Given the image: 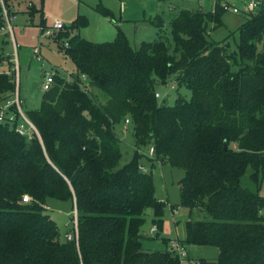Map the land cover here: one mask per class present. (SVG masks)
<instances>
[{
	"label": "trees",
	"instance_id": "obj_1",
	"mask_svg": "<svg viewBox=\"0 0 264 264\" xmlns=\"http://www.w3.org/2000/svg\"><path fill=\"white\" fill-rule=\"evenodd\" d=\"M15 2L6 0L10 9ZM94 10L115 20L102 3ZM32 12L46 28L43 8ZM224 14L219 4L216 15L181 10L171 41L137 49L119 27L114 41L96 43L79 34L86 17L64 25L58 46L73 62L75 80L56 76L40 108L23 111L40 138L16 132L17 104L7 110L17 120L0 122V264H181L170 249L143 246L160 237L168 205L156 197L152 173L140 169L150 147L151 168L160 162L184 171L180 206L190 219L181 245L217 248V260L202 264H264V6L240 26L230 53L226 41L209 38V24L223 26ZM1 18L0 9V30ZM149 22L162 31L160 16ZM7 38L0 39V108L18 92ZM82 77L89 92L80 87ZM167 85L189 90L191 99L160 103L156 94ZM126 120L134 152L121 166L118 129ZM248 171L251 188L243 186ZM51 201L69 206L73 223L76 212L77 241L62 238L48 214ZM195 210L207 217L193 221ZM149 211L155 235L142 232Z\"/></svg>",
	"mask_w": 264,
	"mask_h": 264
},
{
	"label": "rangeland",
	"instance_id": "obj_2",
	"mask_svg": "<svg viewBox=\"0 0 264 264\" xmlns=\"http://www.w3.org/2000/svg\"><path fill=\"white\" fill-rule=\"evenodd\" d=\"M122 2L127 6L129 13L133 14L141 21L145 15H154L155 12L159 13L163 21L161 32H158L154 26L146 24L144 27L142 26L143 29L141 32L142 35H145L143 37L144 39H142V37H133V35H130L131 45L133 48L137 49L140 47L142 40L147 42L158 39L171 41V23L181 10L193 12L200 11L206 14L216 15L217 0H168L163 2H157V0H48L45 2V0H43V3L42 0H18V2H15V5L10 9L9 15L14 36L5 28V23L4 27L0 30V35H8L7 39L9 40V44L6 45L4 49L8 54L10 53L9 55L15 53L13 39H15L16 42V54L14 55V58L16 56L18 59V68L21 67L17 72V98L19 99L20 107L24 112L38 110L40 108L45 93L43 90V74L45 72L54 70L56 76L64 78L65 81L73 82L75 80V66L59 48L58 44L60 43V40L57 38L58 35L56 34L55 37L48 38L41 37V29L39 25L42 20L38 13L32 12L33 9L47 6L48 22L50 24H53L57 19L62 20V22L66 24H71L70 22L76 18L77 14H86L88 15L86 17L89 19L90 25L88 28L80 31L81 36L92 42L95 40L94 42L96 43H103L108 39L94 36L98 33V23L93 18L97 17L98 19H101V17L96 14L94 8L99 3H102L104 7L110 8L115 14H117L119 19ZM30 3L34 5L30 6ZM249 17L250 16L244 17L225 13L222 17L224 23L223 26L214 28L213 24H209V28L211 29L210 40L216 43L226 41L225 44L229 53L237 50V43L239 42L238 29ZM46 40L54 42L57 46L55 44H49L50 48L45 47L48 45ZM42 41L45 45L40 44ZM56 41H58V43ZM17 44L19 46H17ZM1 47H3L2 40H0V48ZM36 47L41 48V56L55 67L49 66L43 60L41 61V56L34 54ZM40 61L41 63H39ZM57 70H60V72ZM80 87L84 91L89 92L88 81L84 80L83 77L81 78ZM158 92L160 94V98L158 99L159 102H165L170 106L175 104L178 96H183L187 100L191 99V92L185 88L176 89L173 88V86L167 85L166 87H160ZM94 93L97 94L101 101H107V98L101 93L96 92V90H94ZM129 127L130 124L125 123L124 130H122V128L118 129L119 138L122 141L121 147L123 153L122 161L120 163L121 166H124L131 160L134 152V139ZM147 152L148 150L143 153L146 158L150 160ZM147 159L142 160L141 167H144V171H141L152 173L154 177L156 197L160 201H168L169 205H167L163 232L160 237L152 240H144L143 246L145 249L151 251L169 250L173 243H179L181 245L180 242L185 240L186 222L190 219L189 210L180 206L179 181L184 177V171L171 168L168 164H161L160 162H156L154 167L151 168V163ZM248 176L249 171L243 179V186L251 188L252 184L249 181ZM261 194L264 196V178L262 180ZM59 205H63L62 207H64L65 210H61L58 207ZM171 205L174 206L171 207ZM48 210V214H50L56 221L61 236L64 238L66 233L72 231L74 228V225L70 223L69 217L66 215L68 212L72 219L73 213L70 211V207H66L64 203L59 204V202L51 201ZM149 214H151V211H149L148 215ZM206 217L207 214L205 212L195 210L192 213L191 219L197 221L203 220ZM150 219V215L147 216V222L142 228L143 233H145L146 229H152L153 226L149 221ZM156 233L157 230L151 234L155 235ZM163 239L171 240H169L170 242L167 245L163 243ZM184 247L190 251V254L181 258V264H202V260L213 263L218 258V249L214 247Z\"/></svg>",
	"mask_w": 264,
	"mask_h": 264
},
{
	"label": "built area",
	"instance_id": "obj_3",
	"mask_svg": "<svg viewBox=\"0 0 264 264\" xmlns=\"http://www.w3.org/2000/svg\"><path fill=\"white\" fill-rule=\"evenodd\" d=\"M219 4L221 9L225 13L233 14L236 16H244L248 17L251 16L252 14H255L258 10H260L264 6V0H217V3ZM30 6L33 4L30 3ZM0 9L2 13V20L5 23V28L9 30V33L14 36L13 34V28L11 26V20L9 18L10 15V8L7 6L6 0H0ZM9 13V14H8ZM41 37L48 38V37H55L56 34L61 30H64V24L61 21L56 20L52 26H47L46 28H41ZM13 44H14V55L16 54V42L15 39H13ZM18 46V45H17ZM66 48L68 47V43H65L64 45ZM34 54L37 56L40 55V50L36 48L34 50ZM42 58V57H41ZM40 59V58H39ZM15 63H16V70L18 72L19 68L17 66L18 59L15 56L14 58ZM43 58L41 59V61ZM55 77H56V72L54 70H51L49 72H45L43 74V90L44 92H47L52 89V87L55 84ZM86 80V79H85ZM157 98H160V94H156ZM17 104V107L19 109L20 113V119L19 122L16 126V132L20 135L23 136L29 140L33 139V137H38L40 138V134L35 127V125L27 118V116L24 114L23 110L20 107V101L17 98L12 100L6 105L2 106L0 108V122H5L8 121L10 123H14L17 120V115L15 113H9L7 114V110L13 105ZM126 124H130L129 120H126ZM148 157L150 159H153L155 152L154 148L150 147V149L147 152ZM142 171H144V167H140ZM23 203H29L31 201V198L26 195L23 197ZM74 232L66 235L67 240L73 241V240H78V223H77V214L76 212L74 213ZM156 230L153 228L152 232H155ZM171 251L175 252L180 258L186 257L189 253L188 250L184 247L181 246L179 243H173Z\"/></svg>",
	"mask_w": 264,
	"mask_h": 264
},
{
	"label": "crops",
	"instance_id": "obj_4",
	"mask_svg": "<svg viewBox=\"0 0 264 264\" xmlns=\"http://www.w3.org/2000/svg\"><path fill=\"white\" fill-rule=\"evenodd\" d=\"M48 0H45V2H47ZM157 2H161V1H159V0H157ZM108 9H110V8H108ZM111 10V9H110ZM112 11V10H111ZM113 12V11H112ZM43 13H44V18H45V20H46V24L48 25V26H52L53 24L51 23H49L48 22V13H47V6L46 7H43ZM97 14V13H96ZM113 14H114V16H115V20H111V19H109V18H106V17H103V16H101V15H99V14H97L98 16H100L101 17V19H98L97 17H94L93 19L98 23V28H97V30H98V33L96 34V35H94L95 37H100V38H103V39H108L107 41H104V42H112V41H114L115 40V38H116V36H117V27H119L120 29H122V31L125 33V35L127 36V38H128V40H129V42H130V45H131V41H130V35H133V37H142V39H144L143 37L145 36V35H142L141 34V32H142V29H143V27L146 25V24H149V25H152V24H150V22H149V20L150 19H152L153 17H155V16H160L159 15V13L157 12H155V14L154 15H149V16H147V15H145L144 16V18H143V20L141 21L140 19H138V18H136V16H134L133 14H131V13H129V11H128V8H127V6H125L124 5V2H122L121 3V7H120V17H119V19H118V17H117V14H115L114 12H113ZM80 14H77V16H76V18L79 16ZM81 16H84V17H86V16H88V15H86V14H84V15H81ZM161 17V16H160ZM75 18V19H76ZM87 18V17H86ZM74 19V20H75ZM88 19V18H87ZM58 21H61L62 22V20H59V19H57ZM73 20V21H74ZM73 21L72 22H70L71 24L73 23ZM88 22H89V19H88ZM65 26H70L71 24H66V23H64V22H62ZM89 25H90V22H89ZM89 25L87 26V27H85V28H88L89 27ZM100 26V27H99ZM143 26V27H142ZM85 28H82L81 30H83V29H85ZM80 30V31H81ZM80 31H79V34L81 35V33H80ZM82 37V36H81ZM84 38V37H83ZM86 39V38H85ZM97 39H99V38H97ZM88 40V39H87ZM89 41H91V40H89ZM95 41V40H94ZM93 41V42H94ZM154 41V40H153ZM45 42V41H44ZM142 42H147V41H145V40H142L141 41V43ZM46 43L48 44V45H46L45 47H47V48H50V45L49 44H55L54 42H52V41H50V40H46ZM40 44H43V45H45L44 43H43V41L40 43ZM18 45V44H17ZM56 45V44H55ZM19 46V45H18ZM57 46V45H56ZM132 46V45H131ZM36 48H38L39 50H40V53H41V48L40 47H36ZM35 48V49H36ZM41 55V54H40ZM42 57V56H41ZM43 58V57H42ZM43 61L44 62H46L49 66H51V67H55V66H52L49 62H48V60H46L45 58H43ZM39 63H41V61L39 62ZM58 68V67H57ZM19 69H21V67H19ZM75 70V69H74ZM73 70V71H74ZM57 71H59L60 72V70H57ZM161 164H164V163H161ZM262 195V194H261ZM263 196V195H262ZM264 197V196H263ZM165 202H167V204L169 205V202L168 201H165ZM172 206H174V205H171V207ZM61 210H65V208L64 207H62V205H59L58 206ZM149 213V212H148ZM66 215L69 217V220H70V223L71 224H73V222H72V219L70 218V216H69V214H68V212L66 213ZM150 215V218L152 219V212H151V214H149ZM148 215V216H149ZM151 219L149 220V221H151ZM74 225V224H73ZM153 229V228H152ZM152 229H150V230H147L146 229V231H145V234H150V235H152L151 233H153L152 232ZM74 232V230H72V231H69L68 233H66V235H68V234H70V233H73ZM66 235H65V237H66ZM64 237V238H65ZM169 240H171V239H169ZM172 240H174V239H172ZM188 253L190 254V251L188 250Z\"/></svg>",
	"mask_w": 264,
	"mask_h": 264
},
{
	"label": "water",
	"instance_id": "obj_5",
	"mask_svg": "<svg viewBox=\"0 0 264 264\" xmlns=\"http://www.w3.org/2000/svg\"><path fill=\"white\" fill-rule=\"evenodd\" d=\"M225 149H227V145H225Z\"/></svg>",
	"mask_w": 264,
	"mask_h": 264
}]
</instances>
